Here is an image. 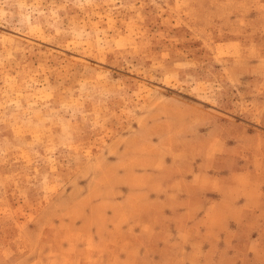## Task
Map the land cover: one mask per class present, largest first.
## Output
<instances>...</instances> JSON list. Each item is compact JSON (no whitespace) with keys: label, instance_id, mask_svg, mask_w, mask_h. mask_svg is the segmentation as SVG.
I'll return each instance as SVG.
<instances>
[{"label":"rangeland","instance_id":"obj_1","mask_svg":"<svg viewBox=\"0 0 264 264\" xmlns=\"http://www.w3.org/2000/svg\"><path fill=\"white\" fill-rule=\"evenodd\" d=\"M0 264H264V0H0Z\"/></svg>","mask_w":264,"mask_h":264}]
</instances>
